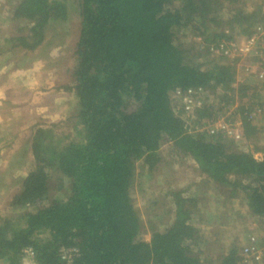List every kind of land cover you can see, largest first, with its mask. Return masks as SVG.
Returning a JSON list of instances; mask_svg holds the SVG:
<instances>
[{
    "label": "trees",
    "instance_id": "1",
    "mask_svg": "<svg viewBox=\"0 0 264 264\" xmlns=\"http://www.w3.org/2000/svg\"><path fill=\"white\" fill-rule=\"evenodd\" d=\"M262 7L247 0H77L73 82L56 88L76 98L73 128H31L24 157L34 166L0 216V264H22L26 248L34 250L36 264H64L62 248L77 250L73 264H264L244 263L241 255L254 236L246 238L244 229L264 225V149L255 159L220 135L185 133L170 99L178 88L214 83L221 93L229 90L235 63L214 57L212 48L223 39L249 37L264 23ZM224 12L228 21H222ZM69 13L70 0H17L6 6L3 14L16 27L0 39V56L38 50L49 31L65 29ZM180 34L194 37L195 46L178 43ZM242 131L244 141L257 131L246 116ZM166 145L192 159L200 176L227 189L231 199L245 196L247 224H239L240 239L223 253L208 252L224 250V234L215 243L207 238L200 223H209L198 217L200 200L186 195L188 189L169 193L173 208L158 225L144 223L135 211L137 163L142 160L150 172ZM53 181L60 183V198L50 197ZM145 233L149 241L143 240ZM259 242L264 249L263 236Z\"/></svg>",
    "mask_w": 264,
    "mask_h": 264
},
{
    "label": "rangeland",
    "instance_id": "2",
    "mask_svg": "<svg viewBox=\"0 0 264 264\" xmlns=\"http://www.w3.org/2000/svg\"><path fill=\"white\" fill-rule=\"evenodd\" d=\"M16 1L17 0H0V39L10 34V29L13 30L16 27L15 24L10 23L8 18L3 14L5 7L16 3ZM78 14L77 0H70V16L69 20L64 23L65 29L63 31H56L53 28V30L47 33L46 44L34 52L24 55L16 51L11 54L5 53L0 56V86L5 84L4 86H6V88L4 90L5 92L7 91V97L9 98L8 102H1L2 104L0 105V117L2 120L0 122V156H2L0 160V216L8 212L13 196L16 195L20 189L19 180L26 176L27 172H30L34 166L33 161L30 160V156L24 157L25 141L27 138H30L31 134V128L29 129L25 126L32 122L35 123L36 118H39L36 124L41 121L40 115H35L34 119L29 121H26V116L18 117V119L9 116L12 108L10 107V104H12L11 101H19L21 98H24L23 101H19L20 106L24 105L22 106L23 110L28 107V104L26 105V98L30 96L32 98L33 93H43V95H45L53 90L54 93L47 95L45 99L48 102V107H51V109L50 112L47 111V120L42 123L45 125H58L62 131H72L75 121L72 117L76 114L74 108L76 98L73 97L71 93H67L63 90L58 91L56 88L62 85L72 84L73 82L72 72L76 66L75 51L80 31ZM229 15V13L224 12L222 21H228ZM55 33H59L62 39L58 36L57 40H54L53 35ZM182 34H180L178 43L185 44L186 46H189L191 43V45L195 46L193 41L194 37L192 38V36H190L185 38L181 36ZM195 51L198 53L201 50L197 46ZM201 62H203V59ZM242 94H244V96L246 95L245 92H242ZM248 95H250V93ZM50 96H56V101L51 102L49 100ZM68 98H70V102H68ZM256 100H259V98H256ZM63 111L64 113H62ZM69 118L70 121L67 122ZM24 128L27 129L25 130ZM257 133V139L259 137H264L263 117L258 118ZM254 135L251 137V140L255 138ZM262 139L264 140V138ZM235 144H238L236 147L240 150H244V147L245 149L251 148L249 147L250 142L247 143V141L240 143L235 142ZM159 152L162 157L168 158L167 161L162 162L164 168L167 169L175 165L180 168L182 171H180L181 174H185L183 178L186 181H192L191 175H187L186 172L189 169H195V162L192 159L184 158L171 147H162ZM167 180L174 183V178L171 179L169 172L162 174L161 168L159 170L157 167L149 172L148 168L144 167L142 160L137 163L131 197L135 211L139 214L144 223L146 222V224H148L150 222L152 225H158L157 223H159L160 219L165 220L167 218L166 212L172 210V197L169 193L170 191H177L176 189H171L174 188L173 185H177V183H174L172 187L168 189L165 187V181ZM180 185H182V183ZM59 186L60 183L58 181L52 182L53 189L50 191V197H62L63 193L58 191ZM220 191L223 194L226 193L223 188H221ZM229 194L230 192L227 190L225 195L229 196ZM237 204H233L234 207L232 205L233 210L236 208ZM238 208H241L242 211L244 209L243 204L241 203V206L238 205ZM147 221L149 222L147 223ZM239 221L241 224L243 222L244 226L247 224L242 218L239 219ZM250 224H252V221ZM254 225L253 228L248 227V231L244 229L243 233H245L246 238L249 235H256L258 237L263 236V232L260 228L258 229L259 223L257 224L256 222ZM162 226H157L156 228H162ZM221 234L223 235V232H221ZM225 237H229V232L225 233ZM143 240L149 241L147 233L143 235Z\"/></svg>",
    "mask_w": 264,
    "mask_h": 264
},
{
    "label": "built area",
    "instance_id": "3",
    "mask_svg": "<svg viewBox=\"0 0 264 264\" xmlns=\"http://www.w3.org/2000/svg\"><path fill=\"white\" fill-rule=\"evenodd\" d=\"M248 1L262 3L264 15V0ZM212 52L216 55L214 57H224L235 63L236 77L230 89L221 93V89H214V83L211 88L175 89L170 94L174 113L183 121L187 134H206L208 137L220 135L228 141L245 142L242 131L243 116L257 125L258 118L264 115V23L255 26L249 37H235L233 41L223 39L212 48ZM250 79L255 80V85L244 96L241 90L245 86L251 87ZM254 94L256 96L252 97ZM241 110H244L243 114L239 113ZM203 112L206 116L202 115ZM261 230H264V225ZM259 238L256 235L251 236L243 246L241 255L244 263L264 260V249L260 246ZM76 256L75 248L60 250V259L64 264H73ZM22 264H36L32 248L23 250Z\"/></svg>",
    "mask_w": 264,
    "mask_h": 264
},
{
    "label": "crops",
    "instance_id": "4",
    "mask_svg": "<svg viewBox=\"0 0 264 264\" xmlns=\"http://www.w3.org/2000/svg\"><path fill=\"white\" fill-rule=\"evenodd\" d=\"M249 81H250V85H251L250 88L253 89V87L255 85V80L250 79ZM4 85L5 84H2L0 86V105L2 104L1 102H8L9 101L8 100L9 98L7 97V91L5 92V90H4L6 88V86H4ZM52 93H54L53 90L50 91L49 94H45V95H43V93H33L32 98H31V96L29 98L28 97L26 98V105L28 104V107L26 109H23V110H22V108H23L22 106H24V105L20 106L19 101H23L24 98H21L19 101L12 100L11 101L12 104H10V107H12V108H11V113L9 116H13L16 119H18V117H25L26 116V121L27 120L29 121V120H33L35 115H40L41 121L38 124H43L47 120V118H46V116H48L47 111L50 112V109H51V107H48V105H47L48 102L45 99H46L47 95H50ZM254 96H256V94L252 95V97H254ZM14 99H16V98H14ZM49 100L51 102H55L56 96L55 97L50 96ZM67 100H68V102H70V98H68ZM21 103H24V102H21ZM64 111L62 113H64ZM241 112L244 113V110H241ZM261 117L264 118V115ZM35 120H36L35 123L32 122L25 127L30 129L33 126L37 125L36 122L39 120V118H36ZM1 121L2 120L0 117V122ZM255 126L257 128V125H255ZM27 128H24V129L26 130ZM25 134H26V132H25ZM257 134L258 133L256 131V133L254 135L255 138H256ZM255 138H252L253 140H251V139L247 140V143L250 142L249 147H251V148L245 149V147H244V150L252 153L255 159H261L262 158V150L264 149V140L262 138H264V137H262V138L259 137L258 139L256 138V140H255ZM251 144H252V146H251ZM17 150H19V149H17ZM1 159H2V156H0V160ZM167 159H168L167 157H162V159H161L162 161L158 164L162 166L163 165L162 162L167 161ZM30 160H32L31 157H30ZM158 164L156 167L159 170L161 168V173L163 174V173L169 172V174L171 175V179L174 178V183H177V185H173L174 183L169 182L167 180V181H165V187L166 188L170 189L173 185L174 188H171V189H176L177 191L182 190L183 194H184V190L188 189L187 193L185 192L186 195H188L190 193V195H193V196L196 195V197L198 196L197 201L200 200V204L198 206L201 207L200 208L201 214L198 217L200 218V216H202L209 223V226L205 225L202 222L200 223L201 226H205L203 229V232H205L207 238L210 239L211 242L215 243L216 239H220V237H222L221 233H220V230H222L224 237L221 238V241L225 244L224 250L222 249L221 251H216V250L212 249V250H208V252L210 254L214 255V254H221L224 251L228 250L229 246H231L232 240L239 238V236L241 235L237 231L239 224H241L240 222L237 221V219L242 218L244 220V222L248 221V215L245 213L247 211L246 210L245 196L240 194L239 198L231 199L230 196L225 195L227 193L226 189H224L226 192L225 194L221 193L220 190L222 187L217 186L214 183H212V182L206 180L205 178H203L202 176H200L199 172L197 171L198 168L195 164H194L195 169H189L188 171H186L187 175L189 174L192 177L191 182L190 181L188 182L183 178L185 174L180 173L181 170L179 167L172 165L171 167L166 169L163 166L162 167L159 166ZM28 173L29 172H27V174ZM181 183H182V185H180ZM238 199H240V200H238ZM235 203L236 204L238 203V204H237L236 208L233 210L232 205L233 204L235 205ZM241 203L244 206V209L242 211H241V208H238V205L241 206ZM152 205H155V204H152ZM234 205H233V207H234ZM235 213H239L241 216L236 218ZM242 213L245 217H243ZM234 218H236V219H234ZM148 222L149 221H147V223ZM219 225H223V226L219 227ZM164 227L165 226H162L161 229H163ZM226 232H229L228 238L225 237ZM148 236L150 239L151 235L148 234ZM212 237H214V238L212 239ZM241 240L244 242L246 239L244 237H242Z\"/></svg>",
    "mask_w": 264,
    "mask_h": 264
}]
</instances>
